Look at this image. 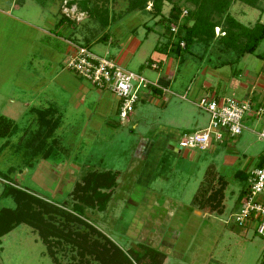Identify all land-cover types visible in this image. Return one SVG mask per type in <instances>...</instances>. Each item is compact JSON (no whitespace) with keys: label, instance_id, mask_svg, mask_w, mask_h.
Masks as SVG:
<instances>
[{"label":"rangeland","instance_id":"374dc122","mask_svg":"<svg viewBox=\"0 0 264 264\" xmlns=\"http://www.w3.org/2000/svg\"><path fill=\"white\" fill-rule=\"evenodd\" d=\"M133 2L0 0V116L12 121L8 134L0 137V190L4 182L11 181L44 201L69 208L72 203L69 192L74 181L88 171L110 170L116 173V181L105 208L102 211L86 209L84 218L124 253L126 248L139 251L140 244H146L165 254L161 264H264V234H256L254 225L237 227L233 219L240 201L238 193L246 185L244 174L234 175L235 170L243 171L244 160L233 157L240 148L243 133L239 142L237 137L233 141L228 138L226 146L215 143L212 151L189 148L192 153L188 156L183 155L185 149L178 153L165 149L156 168L142 171L144 163L135 155L138 150L136 142L139 135L153 134L161 126L162 118L155 109L162 97L153 95L151 101L136 102L137 108H141L138 111L142 116L140 120H136L135 111L127 120H121L117 111H113L104 113L98 124H86V118L78 114L80 109L74 110L73 117L71 114L67 116V124H57L59 128L50 136L47 134L48 137L45 128L49 124H38L36 116L34 118L28 111L30 106L38 108L39 103L49 100L52 101L51 107L59 111L58 107L63 103L58 104L52 98L58 93L57 81L52 76L47 77L46 72H64V40H69L118 64L121 60L120 65L125 69L147 79L163 73L166 62L171 59L170 75L175 73V76H171L174 83L166 91L167 95L186 102L190 111L182 113V117L167 114L168 119L164 122L182 126L190 114H201L209 119L197 105L200 97L193 98L188 91L202 82L198 77H201L203 67L212 69L214 65L205 64L206 56H200L201 50L198 55L189 50L159 49L164 44L157 43L156 33L162 36L161 42L168 33L159 23V16H154L152 0H145L143 8L132 7L139 5L140 0ZM173 2L184 14L192 8L186 0ZM161 4L160 11L165 16L170 3L163 1ZM228 13L246 26L257 20L264 22V0H258L255 8L234 1ZM60 18L63 20L61 24L58 23ZM143 30L149 31L144 40L139 38ZM213 32L218 31L215 28ZM103 36L107 40H102ZM127 36L138 38L142 45L133 56L125 59L123 49L128 46V50L136 43L133 38L128 45L122 46L129 39H125ZM168 38L172 42L177 40L175 35ZM156 44L153 50L152 46ZM263 51L264 37L255 49L256 53ZM148 59L156 62L160 69L152 70L146 66L143 61ZM257 63L259 59L254 55L244 54L226 68H231L232 72L237 67L243 69V65L248 68ZM224 68H220V72ZM203 73L212 82L218 81L215 75ZM212 85L216 87L214 83ZM45 90L53 96L40 94L39 91ZM184 92L186 96L181 98ZM225 92L238 99L229 90ZM78 117L79 121L75 119ZM249 136L246 138L250 147L247 154L253 157L263 143ZM52 137L59 138L55 145L59 147L58 153L42 158L41 150ZM212 162L215 164L212 187L224 185L220 213L189 205L206 166ZM74 166L78 167L76 171ZM217 176L220 177L218 180ZM139 180L147 183H139ZM151 190L156 194L154 202L144 203L143 199L150 196L145 191ZM2 206H13L10 197H0ZM192 209L197 213L194 214ZM51 249L56 262L48 255L47 245L36 231L19 224L0 236V264H79L74 250L67 243L62 242ZM89 262L99 264L91 257Z\"/></svg>","mask_w":264,"mask_h":264},{"label":"trees","instance_id":"16d2710c","mask_svg":"<svg viewBox=\"0 0 264 264\" xmlns=\"http://www.w3.org/2000/svg\"><path fill=\"white\" fill-rule=\"evenodd\" d=\"M144 1L140 0L139 5L132 7L143 8ZM163 1L170 3L165 16L160 11ZM186 1L192 5V8L181 15L182 11L173 0H152L154 16L158 15L159 23L167 29L164 46L169 50L172 49L175 52H179L180 49L189 50L188 52L198 55H200L198 51L201 50L200 56H206L205 64L209 62L214 65L213 68L234 64L244 54H252L264 61V51L255 52L257 45L264 37V22L257 20L251 26H246L228 13V8L234 1L255 8L258 0ZM62 21L60 18L58 23ZM171 25L175 27L174 32L170 31ZM215 28L218 31L216 34L213 32ZM172 35L177 37L175 42L168 38ZM180 43H182L181 46ZM35 116L37 122L41 123V114L37 113ZM11 125V120L0 116V137L8 134ZM49 130L50 127L45 128L46 136L49 135ZM52 146L53 142L41 150L42 158L47 157V149ZM219 178V176L216 177L217 180ZM214 179L213 168H206L203 179L189 202L191 207L221 212L224 185L219 184L217 188H213ZM115 181L116 173L110 170L100 172L93 170L84 173L79 180L74 181L69 192L72 199L69 208L44 201L16 187L11 181L4 182L0 197H10L13 206L0 207V236L19 224H25L34 229L40 240L47 245L48 255L53 262H56V258L51 247H58L65 242L74 250L76 262L79 264H91L90 257L99 264H161L164 253L160 250L140 244L142 250L126 248L124 253L84 218L86 209L102 211L105 208ZM243 189H240L238 193V200L241 198ZM51 238L52 241H50Z\"/></svg>","mask_w":264,"mask_h":264},{"label":"crops","instance_id":"0c3cea01","mask_svg":"<svg viewBox=\"0 0 264 264\" xmlns=\"http://www.w3.org/2000/svg\"><path fill=\"white\" fill-rule=\"evenodd\" d=\"M148 34H149V31L146 32L145 30H143L139 38L142 37L144 40L146 39ZM156 35H157L156 38L158 39L157 43L159 41L160 43L164 44L165 40H162L163 42H161L162 36H158L157 33ZM126 38H129V39H127V41L123 43L122 46L128 45V43H130V41H132L133 38L135 39L136 43L135 45L131 46L128 50H126L128 46L125 47V49H123L125 59L129 56H133L134 53L142 45L141 41L138 40V38H135L133 36H127L125 37V39ZM104 40H107V39L105 38ZM64 42L66 44L65 49H64L65 50L64 52L66 53L65 54V57H66V55L72 50V46L69 44V42L71 41L64 40ZM156 47H157V44L154 47L152 46V49L155 50ZM160 48L165 49L166 46L160 45L159 49ZM167 50H169L168 47H167ZM143 62H154V61H151L150 59H148ZM166 63L167 64H166V67L164 68L163 73L158 74L155 78H152V79L148 78L151 82L155 83L157 87L156 88L149 87V88L143 89L142 91H140L139 98L136 101V102H138L139 100L151 101L153 95L162 97V101H160L157 107V110L155 109V111H157L160 117L162 118L161 122L159 123L161 126H159V128L153 134L144 133L143 135H139L137 142H136V145H138V150L136 151L135 155L139 157V160L141 162L144 163L143 164L144 168L142 171L157 167L159 163L158 161L161 159V156L164 153V150L167 149L166 146L169 141H172L175 144H177V140L182 134L190 133V131L188 130H191V129L195 130L192 132L202 131L207 126L208 120H209L207 118H204V116L201 114H194V115L190 114L189 117L186 118L182 126L176 125L173 123H168V121L164 122V119L166 118L168 119L167 114L172 115V116H174V114L175 115L179 114L181 116V114L182 113L185 114L187 110L190 111V108L188 107V104L186 102H182L180 99L174 100L173 98L168 97L167 95L168 93L166 91L170 89V87L174 83L173 82L174 79H172L171 76L173 75L174 77L175 73L173 72L174 74L170 75L171 59H169ZM120 64H122L121 60H120ZM220 68H224V71L221 70L220 72ZM159 69H160V66L157 64V69H152V70H159ZM236 69L237 70L233 69L231 72V68H226V65H223L222 67H219V68H212V69L211 68L209 69L206 66H204L202 70V75H200L201 77H198V80L201 79L202 82H200L197 86H194V88L192 90L190 89L188 92L193 98L194 97L196 98L197 96L198 97L206 96V97L221 98V97H230L226 95V92H225V90H229L230 92L237 95L236 98L238 99L236 100H249L250 103L253 104L252 106L254 107H257L259 105H264V61L259 59V63L253 66L250 65V67L247 68V66L243 65V69L238 68V67ZM62 70L64 72L56 71L53 74L50 73L49 71L46 72L47 77L52 76V78H54L57 81L58 93L55 96H53L52 94H49L47 90L39 91L40 94H45V95L49 94L53 96L52 98L56 102H58V104L63 103L62 105L58 107L59 111L56 112V109L51 107L52 106L51 100L47 101L46 103H39L38 108L36 107L33 108L28 103L30 106L28 108L29 112H32L33 115L39 113L42 116L41 123H38L39 121L37 123L50 125V126L48 125L50 127L49 136L51 135L54 129L56 130L59 128L57 124H67V121H68L67 116L71 114L70 116L73 117V114L75 112L74 110L80 109L78 114L86 118V120L84 121V123L86 124H98V122L100 120L102 121V118H104V113L110 114L113 111L115 112L117 111L118 101L112 94H110L109 92L105 90H98L92 87L86 81L78 77H74L71 72L65 69H62ZM203 71L208 72L210 76L215 75L218 81L212 82V79L205 78V76H203L204 75ZM47 80L50 81L51 78H48ZM211 83L212 84L214 83L216 87H213ZM217 86L219 88L220 86L222 87L220 89L221 93H218L217 90H219V88ZM158 87L164 88L165 91L163 92V90H160V88ZM187 89L189 88L187 87ZM174 90H179V89L175 88ZM183 95L186 96V93L184 92L180 96H183ZM181 98H184V97H181ZM253 101H255V103H253ZM136 102L133 106L132 111H135L136 113V120H140L142 119V116L138 114V111L141 108H137ZM200 112H203L206 115H208L207 112L201 108H200ZM75 119H77V121L80 120L79 117ZM241 123H242V129H241L240 134L236 136L237 142H239V139L242 138V133L244 134V137L239 143L240 148L236 150L235 153H233V157L234 158L241 157L244 160V163L242 165L243 171L241 169L235 170L234 175L236 176L239 174H244L247 180L248 173L253 168L259 166L264 161V144L263 145L260 144V147L258 148V152L254 153L253 157L252 156L249 157L247 154V148L249 147V142L246 139L248 135H250L249 137L253 136L257 142L260 141L261 143H263L261 140L257 138L256 132L259 130V128L264 123V115L263 116L256 115L253 112L247 113L243 115ZM167 124H172V125L166 126ZM47 132H48V129H47ZM228 138L230 137L226 134V132H224V130H222L221 139L219 141H215L213 140V138L210 137L207 143V147L203 150L209 149L212 151L214 149L213 144L215 143H219L220 145L226 146L227 145L226 141ZM231 139L232 141L235 140L233 138ZM52 142H53V146L50 149L49 148L47 149V154L58 153L57 149H59V147L55 145L59 143V138L52 137V139H49V141L47 142V146L50 145ZM54 148H56V150H54ZM182 149H185L183 152L184 156L191 155L192 151L189 150V148H182ZM208 167L213 168L215 171V164L213 162L206 166V168ZM73 168L76 171L78 167L74 166ZM147 175H148V172H147ZM139 183L146 184L147 181L139 180ZM145 192L148 193V195L150 196L149 198L145 197L143 199L145 201L144 203L148 204L150 200H152V203H153L155 200L156 194L152 190L145 191ZM223 198H224V194H223ZM192 211L194 212V214L195 212L197 213L196 210L192 209ZM150 217L153 218L152 216Z\"/></svg>","mask_w":264,"mask_h":264},{"label":"built area","instance_id":"2783aa9c","mask_svg":"<svg viewBox=\"0 0 264 264\" xmlns=\"http://www.w3.org/2000/svg\"><path fill=\"white\" fill-rule=\"evenodd\" d=\"M170 31H175L173 25L170 26ZM69 44L72 50L63 60L64 69L92 87L112 94L118 101L117 114L121 120L127 119L132 112L140 91L157 87L142 74L125 69L111 58L97 55L84 45L73 42ZM144 64L150 69H157L155 62ZM162 90L165 91L164 88ZM197 105L208 113V124L202 131L182 134L177 140V145L181 149L203 150L207 147L210 137L215 141L221 139L222 130L230 138H234L241 132L243 115L252 112L264 115V105L254 107L249 100H236L231 97L202 96L198 99ZM256 134L264 144V123ZM233 219L237 227L254 225L256 234H264V161L248 173Z\"/></svg>","mask_w":264,"mask_h":264},{"label":"water","instance_id":"95a60500","mask_svg":"<svg viewBox=\"0 0 264 264\" xmlns=\"http://www.w3.org/2000/svg\"><path fill=\"white\" fill-rule=\"evenodd\" d=\"M166 148L172 150L173 152H179L180 150L179 146L172 141L168 142Z\"/></svg>","mask_w":264,"mask_h":264},{"label":"bare ground","instance_id":"6f19581e","mask_svg":"<svg viewBox=\"0 0 264 264\" xmlns=\"http://www.w3.org/2000/svg\"><path fill=\"white\" fill-rule=\"evenodd\" d=\"M217 29V28H216Z\"/></svg>","mask_w":264,"mask_h":264}]
</instances>
